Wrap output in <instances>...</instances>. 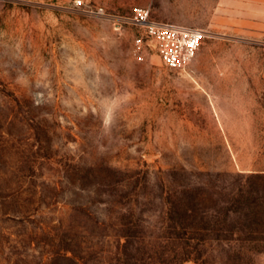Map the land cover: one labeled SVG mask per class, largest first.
Here are the masks:
<instances>
[{"label":"rangeland","instance_id":"obj_1","mask_svg":"<svg viewBox=\"0 0 264 264\" xmlns=\"http://www.w3.org/2000/svg\"><path fill=\"white\" fill-rule=\"evenodd\" d=\"M0 264H264V0H0Z\"/></svg>","mask_w":264,"mask_h":264},{"label":"built area","instance_id":"obj_2","mask_svg":"<svg viewBox=\"0 0 264 264\" xmlns=\"http://www.w3.org/2000/svg\"><path fill=\"white\" fill-rule=\"evenodd\" d=\"M82 5L83 0H75ZM103 8L97 10L102 12ZM129 20L145 29L147 39L155 41L164 64L172 70L186 67L197 55L205 30L195 26L168 21H156L149 18V8L135 6ZM142 37L135 44L141 48Z\"/></svg>","mask_w":264,"mask_h":264}]
</instances>
